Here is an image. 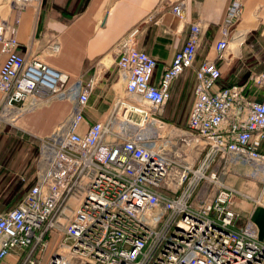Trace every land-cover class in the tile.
Returning <instances> with one entry per match:
<instances>
[{"label":"built area","instance_id":"1","mask_svg":"<svg viewBox=\"0 0 264 264\" xmlns=\"http://www.w3.org/2000/svg\"><path fill=\"white\" fill-rule=\"evenodd\" d=\"M39 2L9 0L8 12L0 14V124L17 127V116L54 99L71 100V108L50 134L29 135L35 153L31 171L21 176L23 193L0 209V261L12 251L14 264H264V240L236 206L242 198L264 208V68L249 75L251 95L262 88L259 98H249L242 84L220 83L213 59L194 63L204 28L192 20L153 79L155 58L137 46L141 28L134 24L112 52L123 95L145 106L118 97L105 121L82 131L94 77L66 84L61 70L15 51L20 12L27 4L37 10ZM168 6L183 20L184 0H168ZM241 7L240 0H228L216 57L231 38L243 40L235 28ZM57 47L53 42L49 51ZM186 68L194 85L182 126L160 112L172 80ZM199 154L193 167L189 159ZM238 163L258 178L255 194L218 179V170ZM202 179L211 183L193 193Z\"/></svg>","mask_w":264,"mask_h":264},{"label":"crops","instance_id":"2","mask_svg":"<svg viewBox=\"0 0 264 264\" xmlns=\"http://www.w3.org/2000/svg\"><path fill=\"white\" fill-rule=\"evenodd\" d=\"M7 2L0 0L1 15L8 12ZM240 2L242 7L235 28L243 31V40L231 38L220 57H216L213 45L228 0H184L183 20L169 10L168 0H40L37 10L27 4L20 12L15 51L36 55L49 66L61 70L66 74V84L79 76L94 77V85L82 107L83 120L79 125L82 131L92 121H105L121 96L119 93L124 89V82L118 76L112 46L134 24H139L141 28L137 46L155 58L153 79L169 64L174 51L182 43L187 23L199 20L204 31L194 63L198 64L205 57L213 59L220 69V83L242 84L249 98H259L262 88H257L255 96L251 95L253 84L249 75L257 74L264 68V0ZM53 42L58 47L55 52H50L49 46ZM3 60L4 55L0 53V66ZM193 85V72L186 68L172 80L168 105L166 108L162 106L160 116L165 112L180 122V117L169 114L167 110L171 101L176 103L186 94L193 98ZM70 108L71 100L54 99L23 112L14 124L28 137L31 134L48 135L63 122ZM184 114L183 125L188 111ZM17 127L7 122L0 124V153L12 147L9 136H16L14 129ZM260 151H264V137ZM34 152L0 155L3 167L0 172V176L3 175L0 181V209L11 206L23 193L21 176L31 171ZM231 169L238 174L236 177L250 175L248 164L238 163ZM241 183L236 182L238 189L253 193L255 188L250 185L240 187ZM238 198L239 195L235 194L236 201ZM236 206L243 210V214L250 215L257 236L264 240V208L251 206L242 198ZM16 250L13 249V252ZM11 252L9 256H12Z\"/></svg>","mask_w":264,"mask_h":264},{"label":"rangeland","instance_id":"3","mask_svg":"<svg viewBox=\"0 0 264 264\" xmlns=\"http://www.w3.org/2000/svg\"><path fill=\"white\" fill-rule=\"evenodd\" d=\"M7 1H9V0H7ZM119 94L122 95L121 97H123V100L127 101L128 103H134V104L140 103L141 106H145V103H141L136 97H133V96L126 97L125 95H123V91H120ZM191 100H192V97L190 96V94H186L183 98H180L176 103H174V101H171L167 112L169 114H175V117L182 116L185 112H187L189 110V107L191 105ZM15 124H16V121H15ZM14 132L16 133V136H12V135L9 136V140H11V142H12V147L9 146L7 149L3 150L0 153V155L5 157V155L10 156L12 153H14L15 155L16 154L20 155L24 151H32V152L35 151V147L33 145V141H35V140L32 141V139L29 138L30 136L28 137L25 132H21L18 129H14ZM26 156L27 155L24 156V158H23L24 160L26 159ZM201 157H202V154H199L197 158L189 159L190 161L194 159L193 160V163H194L193 167H196L198 165V162H199ZM212 167L213 166H210V168H212ZM2 171H3V167H2ZM216 175L218 176V179L224 181L225 184H230L231 187L236 188V189L239 188L238 187L239 185L238 186L235 185L236 182H238V181L242 182L240 187L241 186L244 187V185L252 186V189L255 188V189H253L252 194L256 193L257 188L259 186V181H258L257 177H252V176L247 175V174L246 175L241 174V175H239V177H236L235 175H238V174H236V172L232 169H228L225 171H221V170L219 171L218 170ZM2 177H3V175L0 176V181H1ZM208 183H211V181L207 180V179H204V180L202 179V181H199L196 184V186L194 187L192 192L193 193H199V192H201V190L205 191V188H206ZM200 186L203 189H200ZM239 190H241V189H239ZM14 263H15L14 257L9 256V255H6V257L0 261V264H14Z\"/></svg>","mask_w":264,"mask_h":264},{"label":"trees","instance_id":"4","mask_svg":"<svg viewBox=\"0 0 264 264\" xmlns=\"http://www.w3.org/2000/svg\"><path fill=\"white\" fill-rule=\"evenodd\" d=\"M167 100H168V98H167V99L165 100V102H164V105H163L164 108H166L167 105H168ZM161 117H162L163 119L167 120V121H170V122L176 123V124H178V125H183V124H182V121H183V119H184V117H185V114H183L182 116H179V117H180V120H181L180 122L177 121L178 119H173V118L169 117L168 115H166L165 112L161 114ZM1 169H2V166L0 165V171H1Z\"/></svg>","mask_w":264,"mask_h":264},{"label":"bare ground","instance_id":"5","mask_svg":"<svg viewBox=\"0 0 264 264\" xmlns=\"http://www.w3.org/2000/svg\"><path fill=\"white\" fill-rule=\"evenodd\" d=\"M58 46V45H57ZM121 97V96H120ZM121 99L123 100V97H121ZM124 101V100H123ZM126 104H130V103H128L127 101H124ZM164 105V104H163ZM227 185H229V186H231L230 184H227Z\"/></svg>","mask_w":264,"mask_h":264}]
</instances>
